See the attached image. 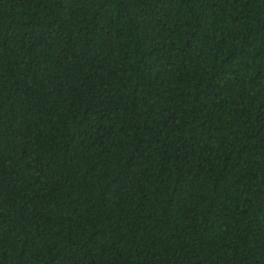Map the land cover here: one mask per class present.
Segmentation results:
<instances>
[{
	"label": "trees",
	"instance_id": "16d2710c",
	"mask_svg": "<svg viewBox=\"0 0 264 264\" xmlns=\"http://www.w3.org/2000/svg\"><path fill=\"white\" fill-rule=\"evenodd\" d=\"M0 264H264V0H0Z\"/></svg>",
	"mask_w": 264,
	"mask_h": 264
}]
</instances>
